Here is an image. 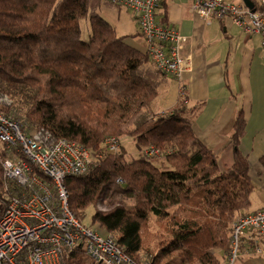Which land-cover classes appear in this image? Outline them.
<instances>
[{
	"label": "trees",
	"instance_id": "16d2710c",
	"mask_svg": "<svg viewBox=\"0 0 264 264\" xmlns=\"http://www.w3.org/2000/svg\"><path fill=\"white\" fill-rule=\"evenodd\" d=\"M106 4L112 5L0 0V95L9 100L0 111L25 132L43 129L90 151L89 171L64 178L69 210L82 221L89 206L107 200V209L95 210L90 222L132 262L220 264L218 251L227 250L234 219L250 211L254 188L239 149L244 113H235L230 134L233 163L220 171L216 155L192 129L201 104L178 98L167 111L152 108L167 75L100 16ZM160 9L165 23L166 0ZM84 19L87 40L81 38ZM123 135L139 150L129 160L123 149L114 152L104 143ZM148 146L160 152L159 165L160 157L141 152ZM259 162L264 171V155ZM6 201L0 166V215ZM84 259L93 264L78 246L65 264H88Z\"/></svg>",
	"mask_w": 264,
	"mask_h": 264
},
{
	"label": "built area",
	"instance_id": "2783aa9c",
	"mask_svg": "<svg viewBox=\"0 0 264 264\" xmlns=\"http://www.w3.org/2000/svg\"><path fill=\"white\" fill-rule=\"evenodd\" d=\"M132 13L152 65L179 84L186 100L184 72L192 67L182 53L184 38L158 18L161 0H106ZM192 12L204 23L230 20L247 36L258 35L264 50V0L252 11L242 3L193 0ZM9 100L0 95V104ZM116 151L114 137L105 139ZM141 152L160 157L152 147ZM87 148L64 138L55 139L43 129L25 132L14 117L0 111V166L7 195L0 215V264H65L66 255L78 246L93 264H138L128 259L109 234L86 227L69 210L66 176L89 171L94 158ZM242 254L264 257V208L246 212L232 223L227 261ZM139 264H148L141 262Z\"/></svg>",
	"mask_w": 264,
	"mask_h": 264
},
{
	"label": "crops",
	"instance_id": "0c3cea01",
	"mask_svg": "<svg viewBox=\"0 0 264 264\" xmlns=\"http://www.w3.org/2000/svg\"><path fill=\"white\" fill-rule=\"evenodd\" d=\"M225 1L242 3L241 0ZM192 3L193 0H166L165 21L183 36L182 53L192 58V67L183 74L186 103L201 104L192 129L216 155L218 169L223 171L233 163L230 134L235 113L240 109L243 111L246 126L239 149L248 159L249 177L254 186L248 210L264 208V171L259 162L264 155V50L260 46V37L247 36L230 20L204 23L192 12ZM106 12L114 13L116 18L109 19ZM98 13L115 31L122 17L131 19L129 29L120 35L125 36L127 43L145 52L142 35L130 11L106 4L100 6ZM161 13L160 9L159 20ZM177 95L178 84L167 75L158 88L156 99L162 104L169 96L173 99L171 107ZM218 253L221 254L220 264H227L226 251L219 250ZM237 264H264V257L242 254Z\"/></svg>",
	"mask_w": 264,
	"mask_h": 264
},
{
	"label": "rangeland",
	"instance_id": "374dc122",
	"mask_svg": "<svg viewBox=\"0 0 264 264\" xmlns=\"http://www.w3.org/2000/svg\"><path fill=\"white\" fill-rule=\"evenodd\" d=\"M113 8V7H112ZM116 11V10H115ZM122 11H124V10H122ZM117 12V11H116ZM106 14H107V16H108V18L109 19H115L116 17H115V14L113 13H107L106 12ZM121 15H123L122 14V12L120 13ZM112 22H113V20H112ZM130 22H131V19H127V18H124V17H122V20L120 21V23H118V24H116V28H118L117 30H116V33H117V35H120V33L121 32H125L126 30H128L129 29V24H130ZM114 23V22H113ZM88 26H89V23H88V20L87 19H84V20H82L81 21V24H80V28H81V38L83 39V40H87L88 39ZM177 83V82H176ZM178 84V83H177ZM158 95V94H157ZM157 97V96H156ZM165 98H167V99H164L163 100V102H162V104H161V100H159V101H157V99L155 98L153 101H152V108L153 109H155V111L158 113H160V112H164V111H167L168 109H170L171 107L169 106L170 105V103H172V98H170L169 96H167V97H165ZM178 98H182L181 96H180V93H179V84H178V95H177V99ZM177 99H176V101H177ZM156 101H157V103H156ZM168 101V102H167ZM175 101V102H176ZM166 102H167V104H166ZM185 102H186V100H185ZM175 104V103H174ZM7 104H4V105H2V104H0V106H6ZM110 137H113V136H110ZM116 140H117V142H118V149L116 150V151H119V150H124V152H125V158L126 159H131V158H134L136 155H137V153H138V149L136 148V145H135V142H134V139L133 138H131L130 136H119V137H114ZM143 149V148H142ZM141 149V150H142ZM115 151V152H116ZM93 159V157H91V160ZM161 161H162V158H161V156H160V159H157V160H155V163L157 164V165H159L160 163H161ZM120 197V195H117V199ZM107 200H102V199H98L97 201H96V203L94 204V206L92 205V206H89L87 209H86V211H85V217L83 218V220H82V223L86 226V227H88V228H90V229H97L101 234H107V233H105L104 231H103V229L102 228H100L99 226H98V224H96V223H94V224H91V215L93 214V212L95 211V210H105V209H107ZM246 213V212H245ZM244 214V213H243ZM238 215V214H237ZM236 215V216H237ZM240 215H242V213L241 214H239L238 216H240ZM237 216V217H238ZM235 220V219H234ZM233 223V222H232ZM232 225V224H231ZM241 256V255H240ZM239 256V257H240ZM238 257V258H239ZM238 258L235 260V262L233 263V264H237V262H238ZM85 260V262L86 263H90L87 259H84ZM145 263H147V262H145ZM226 264V263H225ZM227 264H229V262L227 263Z\"/></svg>",
	"mask_w": 264,
	"mask_h": 264
},
{
	"label": "water",
	"instance_id": "95a60500",
	"mask_svg": "<svg viewBox=\"0 0 264 264\" xmlns=\"http://www.w3.org/2000/svg\"><path fill=\"white\" fill-rule=\"evenodd\" d=\"M243 4L250 8L252 11L254 10V3L251 0H241Z\"/></svg>",
	"mask_w": 264,
	"mask_h": 264
}]
</instances>
